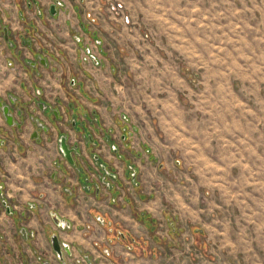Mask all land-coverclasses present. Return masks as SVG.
Instances as JSON below:
<instances>
[{
	"label": "rangeland",
	"instance_id": "374dc122",
	"mask_svg": "<svg viewBox=\"0 0 264 264\" xmlns=\"http://www.w3.org/2000/svg\"><path fill=\"white\" fill-rule=\"evenodd\" d=\"M28 2L26 36L50 64L36 82L54 106L119 122L140 155L136 208L175 222L167 264H264V0Z\"/></svg>",
	"mask_w": 264,
	"mask_h": 264
},
{
	"label": "crops",
	"instance_id": "0c3cea01",
	"mask_svg": "<svg viewBox=\"0 0 264 264\" xmlns=\"http://www.w3.org/2000/svg\"><path fill=\"white\" fill-rule=\"evenodd\" d=\"M33 7L28 0H0V102L7 104L9 97L15 99L10 108L21 125L20 129L7 125L0 109V224L13 239L0 228V264H10L16 251L23 264H38V259L50 264L43 256L56 257L51 246L53 235L72 253L70 257L64 253V261L58 259L60 264L78 255L86 259L85 264H167V240L176 235L175 222L166 217L149 220L136 208L141 193L136 178L140 155L127 151L119 122L109 120L102 107L88 111L76 105L63 109L54 106L51 102L58 101L59 94L44 90L36 82L50 64L32 67L38 56L37 44L26 34L30 24L38 25L32 20ZM40 14L37 11L35 17L47 26L46 16ZM27 54L33 56L24 60V69L21 57ZM50 94L56 98L50 99ZM33 101L43 103L45 110L39 108L34 114ZM39 120L46 124L47 131L38 127ZM62 135L69 146L77 147V166L72 167L59 151ZM96 166L113 171L118 178L100 192L90 181V172ZM159 172L167 174V170L153 168L150 176ZM69 185L74 187L72 193L65 191ZM53 216L69 228H58ZM12 221L26 230L25 237H16ZM167 224L171 230L168 238ZM88 226L89 232L84 229ZM119 227L130 237L120 239L115 232Z\"/></svg>",
	"mask_w": 264,
	"mask_h": 264
},
{
	"label": "flooded vegetation",
	"instance_id": "af4514ba",
	"mask_svg": "<svg viewBox=\"0 0 264 264\" xmlns=\"http://www.w3.org/2000/svg\"><path fill=\"white\" fill-rule=\"evenodd\" d=\"M51 6H54V8H55V14L54 15H52L51 14ZM57 6H58V3H56V4H51V5H49V7H48V14H49V16H51V17H54V16H56L57 14H58V11H57ZM38 12H40L41 14L40 15H45V10L43 11V10H41V9H39L38 10ZM39 14V13H38ZM43 64V65H47V59L46 58H44V57H41L39 54H38V56L36 55L35 56V58H34V63L32 64V67H36V65L37 64ZM37 96H39V95H37ZM40 103H37V102H35V101H33L32 102V104H31V106H33V113L34 114H37L38 112H39V108L40 109H42V111H44L45 109H44V105H43V103H41L40 105H39ZM15 105V99L13 98V97H9V99H8V102H7V104H3L2 102H0V109H1V106H3V107H7V109H8V113H9V115L11 116V118H12V121H13V124H14V126H11V127H16V128H18V129H20L21 128V125H19V124H17L16 123V121H15V118H14V116H13V112H11V108L10 107H12V106H14ZM18 115H21V113H22V111L21 110H19L18 112ZM1 114H2V110H1ZM54 114H56L55 112H54ZM2 117H3V114H2ZM3 119H4V117H3ZM5 120V119H4ZM5 123H6V121H5ZM7 124V123H6ZM8 125V124H7ZM38 127L40 128V129H43L44 131H47V126H46V124L44 123V122H42V121H40L39 120V122H38ZM38 135V132H36V136ZM61 138H64L65 139V142H66V145H67V147L69 148V149H71V150H73V152L71 153V158H72V161H73V163L71 164V163H69L66 159H65V157L63 156V154H62V152H61V150H60V148H59V151H60V153L62 154V156L64 157V159L72 166V167H74V166H77V164H79L80 163V161L78 160V161H76L75 160V158H74V156L76 155V153H77V147L76 146H69V144H68V140H67V137L66 136H64V135H62V136H60V138H59V140H58V145L60 144V140H61ZM126 139V138H125ZM78 170V169H77ZM108 181H107V180ZM118 180V178H117V175H116V173H114L113 171H109V170H101L100 169V166H96V168L93 170V171H91L90 172V181L92 182V186H93V188L95 189V191L96 192H100V191H103V190H105L107 187H109V185H110V183L111 182H116ZM65 191L66 192H68V193H72L73 191H74V187L72 186V185H69V186H67L66 188H65ZM6 211H8V213L10 212V209L9 208H7L6 209ZM57 217V216H56ZM53 219V221H54V218H52ZM57 219H59L58 217H57ZM60 220V219H59ZM62 222V221H61ZM54 223H55V221H54ZM62 225H61V227L58 225V224H56L55 223V225L58 227V228H60V229H62V230H64V229H67V228H69V224H67L66 222H62L61 223ZM85 230H88L87 232H89V230H90V226H88V227H85L84 228ZM116 233H117V236L121 239V238H127V237H130V234L127 232V231H125V230H123L122 228H117V230L115 231ZM19 233L22 235V236H26V230L25 229H20L19 228ZM31 236H33V234H31ZM53 236H56L57 238H58V236L57 235H53ZM52 236V237H53ZM51 237V238H52ZM58 240H59V238H58ZM59 243H60V241H59ZM60 245H61V250H62V257H63V260L61 261L60 259H59V257L57 256V254L54 252V254L56 255V259H57V261H58V259H59V261L60 262H63L64 261V253L67 255V256H71L72 255V253H71V249H70V247L69 246H66V245H62L61 243H60ZM51 246H52V244H51ZM65 247H67L68 248V250H69V252H70V254H67V252L64 250V248ZM52 250H53V248H52ZM104 255L106 256V257H108L109 256V251L108 250H105V252H104ZM84 261L86 262V259L84 258Z\"/></svg>",
	"mask_w": 264,
	"mask_h": 264
},
{
	"label": "water",
	"instance_id": "95a60500",
	"mask_svg": "<svg viewBox=\"0 0 264 264\" xmlns=\"http://www.w3.org/2000/svg\"><path fill=\"white\" fill-rule=\"evenodd\" d=\"M51 14L54 15L55 14V8L54 6H51ZM1 110H2V114H3V117L6 121V123L9 125V126H14L13 124V121H12V118L11 116L9 115L8 113V109L7 107H3L1 106ZM59 148L63 154V156L65 157V159L69 162V163H73L72 161V158H71V153L73 152V150L69 149L66 145V142H65V139L64 138H61L60 140V144H59ZM54 218V221L56 224H58L60 227H61V220L57 219L56 216H53ZM51 244H52V248H53V251L57 254V256L59 257V259L62 261L63 260V257H62V250H61V245L59 243V240L56 236H53L51 238ZM64 250L67 252V254H70L69 250L67 247L64 248Z\"/></svg>",
	"mask_w": 264,
	"mask_h": 264
}]
</instances>
